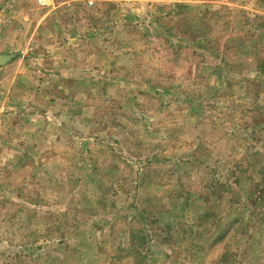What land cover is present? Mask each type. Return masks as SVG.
<instances>
[{
    "label": "rangeland",
    "instance_id": "obj_1",
    "mask_svg": "<svg viewBox=\"0 0 264 264\" xmlns=\"http://www.w3.org/2000/svg\"><path fill=\"white\" fill-rule=\"evenodd\" d=\"M46 3L0 30V264H264V0Z\"/></svg>",
    "mask_w": 264,
    "mask_h": 264
},
{
    "label": "crops",
    "instance_id": "obj_2",
    "mask_svg": "<svg viewBox=\"0 0 264 264\" xmlns=\"http://www.w3.org/2000/svg\"><path fill=\"white\" fill-rule=\"evenodd\" d=\"M34 1H36V0H34ZM47 1L53 2L55 0H45V4H47L46 3ZM10 2H13V4H12V8L7 13V16L8 17L14 16L13 18L21 17L23 15V10L21 9L20 3L24 2V0H0V5L3 6L5 4H9ZM10 6H11V4H10ZM12 25H10L8 28H5V30H3L2 33H0V36H3L4 39L10 38L13 35L18 36L20 34V31H18V30L13 31L11 29V27H13Z\"/></svg>",
    "mask_w": 264,
    "mask_h": 264
},
{
    "label": "built area",
    "instance_id": "obj_3",
    "mask_svg": "<svg viewBox=\"0 0 264 264\" xmlns=\"http://www.w3.org/2000/svg\"><path fill=\"white\" fill-rule=\"evenodd\" d=\"M37 3L44 5L45 0H36ZM10 4H5L3 6L0 5V30L4 28L8 23V16L7 13L9 12Z\"/></svg>",
    "mask_w": 264,
    "mask_h": 264
},
{
    "label": "water",
    "instance_id": "obj_4",
    "mask_svg": "<svg viewBox=\"0 0 264 264\" xmlns=\"http://www.w3.org/2000/svg\"><path fill=\"white\" fill-rule=\"evenodd\" d=\"M10 59V55L0 54V66L7 63Z\"/></svg>",
    "mask_w": 264,
    "mask_h": 264
}]
</instances>
